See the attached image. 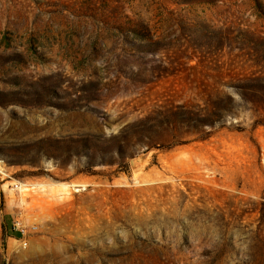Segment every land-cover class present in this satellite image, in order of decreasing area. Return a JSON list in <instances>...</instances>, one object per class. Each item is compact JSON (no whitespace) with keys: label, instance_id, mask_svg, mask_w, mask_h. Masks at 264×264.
I'll return each instance as SVG.
<instances>
[{"label":"rangeland","instance_id":"374dc122","mask_svg":"<svg viewBox=\"0 0 264 264\" xmlns=\"http://www.w3.org/2000/svg\"><path fill=\"white\" fill-rule=\"evenodd\" d=\"M0 178V264H264V0H0Z\"/></svg>","mask_w":264,"mask_h":264},{"label":"crops","instance_id":"0c3cea01","mask_svg":"<svg viewBox=\"0 0 264 264\" xmlns=\"http://www.w3.org/2000/svg\"><path fill=\"white\" fill-rule=\"evenodd\" d=\"M1 181L0 178V239L4 233L5 239L11 244L20 237L19 231L15 229L16 215L22 211L23 225H33L32 221L42 224V219L45 217L42 210L44 201L40 196L42 194L40 189H34L39 187L37 185H31L30 182L22 183L36 193L34 196H25L11 188L10 182L1 183Z\"/></svg>","mask_w":264,"mask_h":264},{"label":"built area","instance_id":"2783aa9c","mask_svg":"<svg viewBox=\"0 0 264 264\" xmlns=\"http://www.w3.org/2000/svg\"><path fill=\"white\" fill-rule=\"evenodd\" d=\"M21 186H22V183H20L19 181H16L13 184L12 188L15 191H19ZM15 229L17 231H19V233H20V238L18 239L19 248H21V249L27 248L29 234L31 232H36L37 231V227L36 226H32V227H28V228L24 227V225L20 221H18L17 218H16Z\"/></svg>","mask_w":264,"mask_h":264},{"label":"water","instance_id":"95a60500","mask_svg":"<svg viewBox=\"0 0 264 264\" xmlns=\"http://www.w3.org/2000/svg\"><path fill=\"white\" fill-rule=\"evenodd\" d=\"M147 157L144 154L133 157L129 160V166L133 174H136L148 165Z\"/></svg>","mask_w":264,"mask_h":264},{"label":"bare ground","instance_id":"6f19581e","mask_svg":"<svg viewBox=\"0 0 264 264\" xmlns=\"http://www.w3.org/2000/svg\"><path fill=\"white\" fill-rule=\"evenodd\" d=\"M22 190V188H20ZM27 190V189H26Z\"/></svg>","mask_w":264,"mask_h":264}]
</instances>
